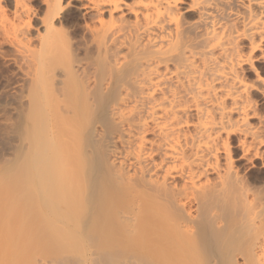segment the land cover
I'll return each instance as SVG.
<instances>
[{
  "label": "bare ground",
  "instance_id": "bare-ground-1",
  "mask_svg": "<svg viewBox=\"0 0 264 264\" xmlns=\"http://www.w3.org/2000/svg\"><path fill=\"white\" fill-rule=\"evenodd\" d=\"M0 57V264H264V0H0Z\"/></svg>",
  "mask_w": 264,
  "mask_h": 264
},
{
  "label": "rangeland",
  "instance_id": "rangeland-1",
  "mask_svg": "<svg viewBox=\"0 0 264 264\" xmlns=\"http://www.w3.org/2000/svg\"><path fill=\"white\" fill-rule=\"evenodd\" d=\"M255 66L259 69V70H262L261 71V74H262V77L264 78V63H261V62H258V61H256L255 62ZM0 97H1V95L3 96V100H8L7 99V97L10 99L11 98V94H10V92L11 91H6L5 89V91L4 90H2L3 88H4V79L7 77V78H9L11 75H9V74H11V69L10 68H8L7 66H5V64H3V60H2V58L0 57ZM4 66L6 67V68H8V69H6V68H4ZM6 70V71H5ZM10 71V72H9ZM251 71H248L247 72V77L248 78H251L250 80H253L252 78H255V76H254V74L251 72ZM6 75H9V76H6ZM6 78V79H7ZM3 83V84H2ZM5 92V93H4ZM9 94L11 95V96H9ZM12 94H13V92H12ZM7 95V96H6ZM257 95H258V97H257ZM6 97V98H5ZM256 97V100L254 99ZM264 98V97H263ZM262 98V95H259V94H256V95H254V97H253V99L255 100V105L256 104H258V105H256L258 108H256V109H258V113L259 114H257V116H258V118L257 119H252V121H250V123L254 126V125H257L258 127H262L263 128V131H262V135H264V99ZM2 99V98H1ZM256 102H258V103H256ZM1 111V110H0ZM256 112H257V110H256ZM260 125V126H259ZM256 126V127H257ZM261 128V129H262ZM2 149H4V151H6L5 150V148H2ZM263 149H264V147H262V151H263ZM3 151V150H2ZM264 152V151H263ZM5 153V152H4ZM237 160V159H236ZM255 161V166H257V167H253V166H251L250 164H248V163H245V162H242V161H240V160H237L236 161V164L238 165H236L237 166V168L238 169H240V170H242L241 171V173L242 174H245L244 176H246L250 181L252 180V182H253V185H256L257 186V184H258V186H259V184H262V185H264V169H262V163L264 162V158L263 159H256V160H254ZM246 164H248V165H246ZM258 164V165H257ZM248 166V167H247ZM250 166V167H249ZM252 167V168H251ZM243 168H244V170H243ZM251 178V179H250ZM254 180V181H253ZM251 182V183H252ZM260 182V183H259ZM254 183H256V184H254Z\"/></svg>",
  "mask_w": 264,
  "mask_h": 264
}]
</instances>
